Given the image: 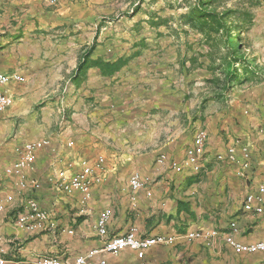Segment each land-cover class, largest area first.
<instances>
[{
	"label": "crops",
	"instance_id": "crops-1",
	"mask_svg": "<svg viewBox=\"0 0 264 264\" xmlns=\"http://www.w3.org/2000/svg\"><path fill=\"white\" fill-rule=\"evenodd\" d=\"M168 7L169 0H0V73L19 75L0 84L12 99L0 110V253L7 264L84 254L133 225L142 236L177 240L153 245L143 257L130 248L99 252L87 264H264V252H238L226 241L233 220L238 240L264 239V213L243 208L264 184V125L240 118L264 102V77L251 84L253 92L241 85L221 92L202 36ZM91 48V63L122 57L125 64L112 74L94 64L80 70ZM201 129L208 140L200 171L172 169ZM234 138L250 144L246 169L239 149L235 161L217 156ZM40 139L48 143L25 174L42 186L22 188L6 168ZM99 156L106 173L89 196L57 188L52 178L60 169L74 171L76 159ZM135 172L139 189L130 184ZM30 197L50 212L34 230L17 224ZM104 210L110 215L102 235ZM214 229L220 233L187 237Z\"/></svg>",
	"mask_w": 264,
	"mask_h": 264
},
{
	"label": "built area",
	"instance_id": "built-area-1",
	"mask_svg": "<svg viewBox=\"0 0 264 264\" xmlns=\"http://www.w3.org/2000/svg\"><path fill=\"white\" fill-rule=\"evenodd\" d=\"M264 134V127L261 128ZM208 136L194 138L193 145L187 150L186 157L179 161L173 159L171 167L177 172L185 169L190 172H199L202 167V157L206 149ZM241 151L243 160L241 161L243 169L251 165V147L248 142H243L239 138H234L227 146L226 152L218 154L219 159H227L229 161L237 160V151ZM78 167L77 170L70 171L68 169H60L52 178L58 189L73 193L76 190L89 196L91 188L100 179H103L106 173L105 158L99 156L95 161L88 158H78L73 163ZM35 166L21 169L5 171L9 175H19L18 184L22 188L32 187V189L41 188V182L33 178L30 181L26 180L25 172L33 170ZM242 169L241 174L247 175ZM130 184L133 189H139L143 185V181L139 173L135 172L130 178ZM8 201H13V196H7ZM243 208L246 212L262 214L264 213V184L260 185L257 192L247 194L243 203ZM3 205H0V210ZM110 215L109 210H104L98 220V230L100 234H107V221ZM50 221V212L41 206L38 199L30 197L25 205V208L17 216V224L28 230L37 229ZM238 229L237 221L233 220L229 223V231L226 233V241L236 251L245 253L264 252V239L243 242L234 237V231ZM220 230L214 229L210 232L204 230L191 231L187 233L188 238L202 237L208 234L218 235ZM177 240L174 235L156 234L142 236L136 226H131L124 234L110 237L106 244L101 248L89 250L87 253L79 254L74 257L61 258L50 254H42L37 256L32 264H87L90 258L94 257L99 252L118 253L126 248L137 251L139 257H143L150 247L156 244H172ZM2 237L0 236V242ZM8 260L0 253V264H7ZM102 263H105L103 260ZM16 264H21L18 262ZM188 264V263H185Z\"/></svg>",
	"mask_w": 264,
	"mask_h": 264
},
{
	"label": "trees",
	"instance_id": "trees-1",
	"mask_svg": "<svg viewBox=\"0 0 264 264\" xmlns=\"http://www.w3.org/2000/svg\"><path fill=\"white\" fill-rule=\"evenodd\" d=\"M181 7L179 5L176 8ZM238 12L234 7L228 6L227 0H191L186 5V11L180 13L182 24L202 36L208 49L206 55L214 74V84L221 92L255 78L259 81L264 74V69L257 63L256 58L247 55L249 46L242 34L244 20L236 19ZM250 16L247 15V18ZM245 20L248 22L249 19ZM91 52L92 48L83 56L80 70L94 64L103 74H112L126 61L122 57L116 60L99 58L91 63Z\"/></svg>",
	"mask_w": 264,
	"mask_h": 264
},
{
	"label": "rangeland",
	"instance_id": "rangeland-1",
	"mask_svg": "<svg viewBox=\"0 0 264 264\" xmlns=\"http://www.w3.org/2000/svg\"><path fill=\"white\" fill-rule=\"evenodd\" d=\"M191 0H169L168 11L180 10L181 12L186 11V5L189 4ZM229 7H234L239 12L236 14V19H242L243 26V37L246 44L249 46V49L246 50L249 57H255L257 63L264 69V0H227ZM181 5V8H176ZM247 15H251L247 18ZM245 19H249L246 22ZM264 73V72H263ZM264 77V74L262 75ZM257 78L245 82L241 86L244 89L249 87V92H253L256 86L251 87V84L256 83ZM253 86V85H252ZM239 88V87H238ZM262 92V91H261ZM260 92V93H261ZM257 102V101H256ZM253 107H247L240 115L241 121L248 123V121L258 122V128L264 125V113L262 112V107H264V102L261 100V103H257ZM260 113V114H259ZM251 117H255L251 119ZM234 124L241 125L239 121H236Z\"/></svg>",
	"mask_w": 264,
	"mask_h": 264
},
{
	"label": "bare ground",
	"instance_id": "bare-ground-1",
	"mask_svg": "<svg viewBox=\"0 0 264 264\" xmlns=\"http://www.w3.org/2000/svg\"><path fill=\"white\" fill-rule=\"evenodd\" d=\"M12 79H19V75L17 73L11 74H4L0 73V84L7 83L8 81ZM12 102V99L9 95L5 94L4 92H0V110L4 109L8 105H10ZM206 131L201 129L197 137H204L206 136ZM48 141L46 139H40L33 142H27L23 149L21 150L20 157L12 163V165L8 166L6 169L9 170H15V169H21L26 167H32L34 165L35 161V151L39 148H42L44 145H46Z\"/></svg>",
	"mask_w": 264,
	"mask_h": 264
}]
</instances>
